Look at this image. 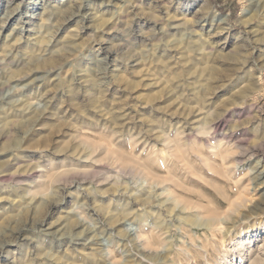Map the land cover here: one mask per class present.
Listing matches in <instances>:
<instances>
[{
	"label": "clouds",
	"instance_id": "obj_1",
	"mask_svg": "<svg viewBox=\"0 0 264 264\" xmlns=\"http://www.w3.org/2000/svg\"><path fill=\"white\" fill-rule=\"evenodd\" d=\"M0 264H264V0H0Z\"/></svg>",
	"mask_w": 264,
	"mask_h": 264
},
{
	"label": "rangeland",
	"instance_id": "obj_2",
	"mask_svg": "<svg viewBox=\"0 0 264 264\" xmlns=\"http://www.w3.org/2000/svg\"><path fill=\"white\" fill-rule=\"evenodd\" d=\"M231 85L229 86V88H223L220 89L217 93H216V97L218 99H223L226 95H228L229 91H230Z\"/></svg>",
	"mask_w": 264,
	"mask_h": 264
},
{
	"label": "bare ground",
	"instance_id": "obj_3",
	"mask_svg": "<svg viewBox=\"0 0 264 264\" xmlns=\"http://www.w3.org/2000/svg\"><path fill=\"white\" fill-rule=\"evenodd\" d=\"M223 90V89H222Z\"/></svg>",
	"mask_w": 264,
	"mask_h": 264
}]
</instances>
